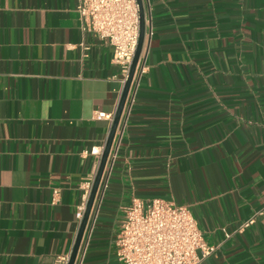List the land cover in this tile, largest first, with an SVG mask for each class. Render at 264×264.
<instances>
[{
  "label": "crops",
  "instance_id": "0c3cea01",
  "mask_svg": "<svg viewBox=\"0 0 264 264\" xmlns=\"http://www.w3.org/2000/svg\"><path fill=\"white\" fill-rule=\"evenodd\" d=\"M77 5L0 0V264L70 255L111 126L95 113H114L122 92ZM143 7L144 49L76 262L119 264L123 207L162 198L216 247L199 264H264V0Z\"/></svg>",
  "mask_w": 264,
  "mask_h": 264
},
{
  "label": "built area",
  "instance_id": "2783aa9c",
  "mask_svg": "<svg viewBox=\"0 0 264 264\" xmlns=\"http://www.w3.org/2000/svg\"><path fill=\"white\" fill-rule=\"evenodd\" d=\"M142 2L143 6L149 4V0ZM77 12L82 32L92 33L111 46L112 62L120 68L124 84L139 40L140 17L137 0H78ZM145 69L143 66L141 72ZM134 82L135 80L133 84ZM95 117L108 120L111 125L114 113L97 111ZM102 149L103 147L92 152L100 157ZM114 156L112 151L109 162L113 163ZM105 188L106 184L100 187L99 195L102 189L104 193ZM56 195L57 192H54V196ZM55 200L56 198L53 199ZM86 202L76 212L79 222L82 220ZM260 214V211L255 212L240 226L239 231L252 224ZM83 242L78 256H84L87 242ZM114 245L119 264H199L216 249L205 242L187 206L162 198H132L123 207ZM69 256H57L53 264H68ZM75 264H81V261Z\"/></svg>",
  "mask_w": 264,
  "mask_h": 264
},
{
  "label": "water",
  "instance_id": "95a60500",
  "mask_svg": "<svg viewBox=\"0 0 264 264\" xmlns=\"http://www.w3.org/2000/svg\"><path fill=\"white\" fill-rule=\"evenodd\" d=\"M137 3L139 5V17H140L138 44H137V47H136V50H135V53H134V56H133V59L130 65V70H129L127 79L125 80V83L123 85L122 92L120 94V97H119V100L116 106V110L114 112V117H113L110 129H109V132L107 134V137H106V140H105L102 152H101L99 164H98L96 174L92 182L91 190H90L87 202H86L84 214H83L82 220L79 225V229H78L75 241H74V245H73L72 251L69 256L68 264L76 263L78 253H79L80 247L84 239V233L87 228L91 213L94 209L95 203L96 201H99V202L101 201L102 193H103V189H102L101 194L99 195L101 183L103 181V177L106 172V167L109 164V156L112 152V146L114 143V139L116 137L118 128L120 126L122 115L124 113L127 99H128V96H129V93H130V90H131V87H132V84H133V81H134V78H135V75L138 69V64L141 59L143 49H144L145 12H144L142 0H137Z\"/></svg>",
  "mask_w": 264,
  "mask_h": 264
},
{
  "label": "rangeland",
  "instance_id": "374dc122",
  "mask_svg": "<svg viewBox=\"0 0 264 264\" xmlns=\"http://www.w3.org/2000/svg\"><path fill=\"white\" fill-rule=\"evenodd\" d=\"M128 204H129V203H127L126 205H128ZM126 205H125V206H126Z\"/></svg>",
  "mask_w": 264,
  "mask_h": 264
}]
</instances>
